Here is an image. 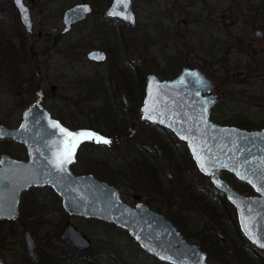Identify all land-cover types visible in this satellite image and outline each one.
<instances>
[{"label": "rangeland", "instance_id": "obj_1", "mask_svg": "<svg viewBox=\"0 0 264 264\" xmlns=\"http://www.w3.org/2000/svg\"><path fill=\"white\" fill-rule=\"evenodd\" d=\"M26 2L32 11L33 35L19 24L9 1L0 0V124L18 127L24 110L37 101L50 109L55 117H63L73 132L92 128V132L110 138L121 132L126 136L129 128L135 129L137 137L133 140L117 137L116 144L111 139L110 144L89 140L78 154L81 168L104 181L115 182L118 176L126 178L130 173L135 185H143L142 188H123L127 198L149 194L148 190L152 191L161 178L167 180L172 167L167 160L161 163L152 158L148 160L149 170L144 166L146 156L138 154V142L152 144L155 136L140 118L144 93H140L135 82L131 84L134 89L129 90V83L118 75L119 68L130 70L135 64L141 65L146 83L150 73L168 79L179 74L183 67H199L224 95L215 108L214 121L232 125L242 123L250 125L249 129L264 127V36H256L257 30L264 33V0H136L137 24L134 27L121 25V22H105L104 12L112 0ZM80 2H89L95 12L69 33L60 35L63 13ZM54 44L64 48L65 53L57 52ZM95 47L111 50L110 61L102 66L71 67L77 63V58L83 59V51ZM222 53L227 55L225 64L220 61ZM204 66L209 67L207 71ZM123 93L130 103L128 109L122 99ZM107 125L113 130L110 131ZM92 141L100 145L94 148ZM3 153L22 159L27 155L16 141L12 143L10 139L0 138V158ZM204 181V178H196L195 192L202 190L198 187ZM235 186L241 188L240 184ZM182 194V202L189 203L184 186ZM36 202L47 208L61 206L59 198L47 188L23 192L19 207L24 220ZM192 205L193 212L198 213V207ZM63 215L48 214L44 218L50 221L29 229L19 222L11 227L0 224V256L4 263L25 264L24 256H28V252L23 238L25 231L33 228L37 230L35 233L38 232L33 235L39 254L48 252L61 258L66 255L79 259L81 256L58 235ZM71 220L91 239V254L97 263L124 264L125 257L134 253V247L124 238L126 233L117 231L114 225L93 218L74 217ZM201 220L200 223H210L205 218ZM227 228L230 230L225 249L235 243L231 239L235 231L230 226ZM110 236L119 239L113 237L111 242ZM216 249H212L210 264H240L223 262ZM225 249L221 248V252ZM112 254L124 263L104 257ZM257 264H264V261Z\"/></svg>", "mask_w": 264, "mask_h": 264}, {"label": "water", "instance_id": "obj_2", "mask_svg": "<svg viewBox=\"0 0 264 264\" xmlns=\"http://www.w3.org/2000/svg\"><path fill=\"white\" fill-rule=\"evenodd\" d=\"M12 1L19 10L25 30L33 32L29 5L25 0H20L19 4L17 0ZM135 1L112 0L105 15L134 26L137 23ZM92 11L89 2L76 3L67 8L63 14V33L70 31L74 24L88 17ZM257 36L262 37V31H257ZM100 56L103 58H94ZM88 58L104 62L107 53L94 49L88 53ZM192 73L198 75L193 77ZM212 88V80L199 67H183L179 74L168 79L150 73L141 116L172 130L187 142L199 169L211 176L215 186L225 192L237 207L244 232L264 249V127L246 129L213 121L210 109L217 102L219 94L210 93ZM149 116L152 118L149 119ZM54 122L63 127L47 107L33 103L24 110L18 127L0 124V138L23 143L29 154L28 161L7 154L1 157L0 219L9 220L18 216L23 190L31 186L50 185L61 195L63 206L69 213L116 223L127 229L144 249L169 264H209L201 246L188 243L163 214L156 213L143 203L130 206L113 184L92 174L75 175L69 169L70 163L65 165V171H58L52 161L61 135L51 127ZM200 158L203 159L204 168L201 167ZM244 161L248 163L243 164ZM222 170L231 171L239 179L250 183L262 197H247L239 193L222 177ZM237 172L247 179H242ZM63 239L78 250L91 247L90 239L71 222L64 226ZM25 242L33 261H38L36 242L30 232L26 233ZM0 264H4L1 257Z\"/></svg>", "mask_w": 264, "mask_h": 264}, {"label": "flooded vegetation", "instance_id": "obj_3", "mask_svg": "<svg viewBox=\"0 0 264 264\" xmlns=\"http://www.w3.org/2000/svg\"><path fill=\"white\" fill-rule=\"evenodd\" d=\"M9 3L11 4V7L16 11L19 24L22 25L21 20H20V15H19V10L16 8L14 2L12 0H8ZM26 2V0H25ZM27 3V2H26ZM28 4V3H27ZM29 5V4H28ZM92 5V4H91ZM30 7V6H29ZM93 7V6H92ZM31 9V7H30ZM89 15L91 16L95 11ZM32 14V11H31ZM64 14V13H63ZM88 16V17H89ZM88 17L85 19L77 22L74 24L71 28V30L80 22L85 21ZM104 20L105 22H121L117 19H113L111 17H108L105 15L104 12ZM62 23H63V17H62ZM123 25H126L128 27H134V26H129L123 22H121ZM137 24V23H136ZM23 26V25H22ZM24 28V26H23ZM65 28V24L63 23V28L61 30L60 35H65L69 33L70 31L63 33V30ZM25 29V28H24ZM26 31V30H25ZM259 31V30H257ZM257 31H256V36H257ZM262 31V30H260ZM27 32V31H26ZM30 35L34 34V21H33V32H27ZM263 33V31H262ZM264 36V33H263ZM262 36V37H263ZM258 38H262L257 36ZM59 40V38L56 37V40ZM54 49H57V52H61L62 54L65 53L64 48H57V45L54 44ZM94 49H101L104 50L107 53V60L104 62H95L92 61L88 58V53ZM77 52H79L78 49H76ZM111 51V50H110ZM110 51L101 48V47H95L92 48L88 51H83L81 56H83V59H78L77 58V63L71 65V67H76V66H84L85 64L91 65V66H102L105 65L106 62L110 61L111 59V54ZM22 54V53H21ZM86 57V58H85ZM85 58V59H84ZM205 72V71H204ZM207 75V74H206ZM208 76V75H207ZM209 77V76H208ZM210 78V77H209ZM211 79V78H210ZM212 80V79H211ZM213 82V88L210 90V93H215L219 94L217 102L211 107L210 109V118L213 120L214 117V111L215 108L220 104L222 97L224 95L222 94L221 90L219 89L218 85L212 80ZM147 83V82H146ZM146 83H145V92H144V97L146 94ZM203 95H205L204 92H202ZM122 99L127 106V109L130 108V103L128 100V97L126 93H123ZM144 101V98H143ZM34 103H39V102H34ZM40 104V103H39ZM143 105V102H142ZM140 106V109L142 107ZM50 111V109H48ZM52 116L60 121V123L63 125L64 128L69 130V127L67 124L64 122L63 117H55L54 113L50 111ZM23 117V115H22ZM140 118L145 122L146 128L149 129L151 128L152 131H150V134L155 136L152 144H143L141 141L138 142V148H139V153H144L145 154V167L147 170H149V158L154 159V161L158 162L160 161L165 162L166 160L171 162V167H172V172H170L167 175V180H164L161 178V181L151 189H149V194H135L133 196H130L127 198V191L126 193L124 192L123 188L129 189L130 187L137 188L141 187L142 184H137L135 185L131 181V175L130 173L126 178H121V176H118L116 178V181L114 182H109L113 184L118 190L121 195V198L130 206L136 207L139 203L146 204L149 206L153 211L159 214H163L173 225L177 227V229L181 232L183 237L186 239L188 243L191 244H198L201 246V248L206 252L207 254V260L209 262L210 259L213 258V253L212 249L217 247L216 253L220 255V258L223 262L227 263H232V262H239L240 264H257L261 263L264 261V249L260 248L257 244H255L244 232L243 227L240 223V216H239V211L237 207L229 200L227 197L226 193L221 191L219 188L215 186V184L212 182L211 176L204 174L199 167L197 166L190 149L188 147V144L186 141L182 140L179 138L172 130L165 128L155 122H152L148 119H144L141 116L140 112ZM214 121V120H213ZM216 122V121H215ZM21 123V122H20ZM226 125H232V124H226ZM238 126V125H236ZM154 128V129H152ZM82 130H90L92 131V128H84ZM98 131V130H96ZM157 133H154V132ZM103 133V132H101ZM99 132V134H101ZM104 134V133H103ZM137 132L133 128H129L128 133L126 136L124 135L123 132H121L120 135L112 136L110 135V138L107 137L109 135H105L108 139H111L113 144H116L117 137H124L128 138L127 140H133L135 137H137ZM150 135V136H151ZM161 136V137H159ZM166 136L168 138H166ZM152 137V136H151ZM115 138V140H114ZM141 139V137H139ZM12 141V143H15V141L18 143L19 146L22 147L25 153L27 155L25 156V159L20 158V156H13L12 154H7L15 159L18 160H23V161H28L29 159V154H28V149L27 147L21 143L18 142L15 139L7 138ZM5 140V139H2ZM93 142V141H92ZM90 143L89 140H85L79 144V146L76 148L75 151V156L73 158V161L69 164V169L74 173L75 175H86V174H92L94 177L97 179L103 180L99 177H97L93 172H87L84 169H82V165L79 161V152L81 147L84 144ZM94 143V142H93ZM95 144V143H94ZM100 145V144H99ZM95 144L94 148L96 146H99ZM131 151L134 149L131 148ZM129 150V151H130ZM136 152V153H137ZM161 152V153H160ZM6 154L3 153L1 157ZM129 154V153H128ZM140 155V154H139ZM130 156V154H129ZM143 156V155H142ZM1 160V158H0ZM81 165V166H80ZM76 168H79V171L76 170ZM194 174L199 175V179L204 178L206 182L203 184L199 185V189H202L200 191H194V186L195 188L197 187L195 182H196V177ZM221 175L224 179H226L231 185L241 194L247 196V197H262V194L259 192H256L253 186L244 181L239 179L233 172L228 171V170H222ZM156 179V178H155ZM157 180V179H156ZM155 180V181H156ZM191 180V181H190ZM124 183H121L123 182ZM235 181V182H234ZM153 183H155L153 181ZM125 184V185H124ZM236 185L240 184L241 188H237ZM182 186H184L185 190L187 187H191L189 190L186 191V201L189 203H183L182 196ZM49 189L52 192V195L55 194L57 198L61 201V206L57 208H47L44 205H41V202H36L35 205L30 209V211L26 214L27 216L25 217L26 220L23 219L22 212L20 210V207L18 206V216L13 219L9 220H3L0 219V224H7V225H13L15 222H19V224L24 227L25 229H29V227L37 225L38 223H45L50 221V219L44 218L48 214H64L61 221H60V226H61V233L60 231L58 232V235L60 239H63V230L64 226L68 223L71 222L73 223L81 232H83L86 236L87 234L82 231L78 225H76L71 219L74 217L78 218H93L98 221H104L106 223L112 224L116 227L117 231L125 232L126 234L124 235V238L132 245V248L134 247V253H132L129 257H125V263L121 262L119 260L120 257L116 255H107L104 256L107 259H113L118 261L119 263H124L128 264L129 262H133L134 264H169L163 260H161L159 257L156 255L150 253L148 250L144 249L141 244L135 239V237L130 234V232L123 228L118 226L114 222H109L107 220H103L100 218L96 217H86L83 215L79 214H71L69 213L63 206V199L61 195L50 185H45V186H31L29 189L23 190L21 192V195L23 192L30 191L31 189ZM197 188V190H198ZM151 192V193H150ZM20 195V199H21ZM196 205L198 207V213L193 212L194 206ZM19 205H20V200H19ZM192 205V206H191ZM207 219L210 223H200L202 220L201 219ZM10 226V227H11ZM227 226L232 227L233 231H235L233 235V239L235 241L234 244H229L230 246L225 249L226 245L225 242L228 239L227 232L228 229ZM34 231V232H33ZM37 231L35 228H33L32 231L26 230L24 234V245L25 249L28 252V256L25 255V264H99L95 261V257L92 258V254H88L89 252L91 253L92 250V241H91V247L88 250H78L72 243L66 242L71 246V250L78 256H81L79 259L78 258H69L64 255L62 258L57 257L53 255L52 253L45 252L44 255L41 253L39 254L37 249H38V243L34 235ZM215 231V232H214ZM27 232H30L32 237L34 238L36 242V253L38 254V261H33L32 257L29 254V251L26 246L25 242V235ZM60 233V234H59ZM221 233V235L219 234ZM34 234V235H33ZM113 237L116 239L119 237L115 236H110L109 240L112 242ZM195 240L196 242L199 241V243L193 242ZM220 243V244H219ZM112 244V243H111ZM237 244V245H236ZM234 245L237 246L236 252L233 251ZM221 248L225 249L224 251L221 252ZM68 254H70L69 251H67ZM1 257V256H0ZM29 257V258H28ZM2 259V257H1ZM30 259V260H29ZM3 261V259H2ZM31 261V262H30ZM4 263V261H3ZM5 264V263H4ZM210 264V262H209Z\"/></svg>", "mask_w": 264, "mask_h": 264}, {"label": "snow or ice", "instance_id": "obj_4", "mask_svg": "<svg viewBox=\"0 0 264 264\" xmlns=\"http://www.w3.org/2000/svg\"><path fill=\"white\" fill-rule=\"evenodd\" d=\"M126 2V0H125ZM17 3H20V0H17ZM22 7V5H21ZM86 10V9H85ZM27 18V17H25ZM94 58H100L103 57H94ZM193 77H196L198 74L192 73ZM200 83H203V81H199ZM183 83V81H181ZM206 111V109H205ZM149 119L152 117L149 116ZM51 127L54 129H57L61 135L60 144L58 146V150L54 154V160L52 161L54 167L60 171H65V165L69 164L73 161V158L75 156L76 148L79 146V144L85 140H93L96 143H102V144H110L111 141L103 136H100L90 130H82L79 132H73L70 131L64 127H62L59 123H52ZM201 159V167L204 168V162L203 159ZM243 164L248 163V161L242 162ZM238 175L241 176L242 179H247V177L243 176L241 173L237 172ZM251 182V181H249Z\"/></svg>", "mask_w": 264, "mask_h": 264}, {"label": "trees", "instance_id": "obj_5", "mask_svg": "<svg viewBox=\"0 0 264 264\" xmlns=\"http://www.w3.org/2000/svg\"><path fill=\"white\" fill-rule=\"evenodd\" d=\"M118 23H120V22H118ZM121 25H123L122 23H121ZM222 55H223V57L220 59V61H221V63H227V60H226V57H227V55H225L224 53H222ZM205 67V66H204ZM209 67L207 66V67H205V70L207 71V69H208ZM119 70H121V71H119V73H118V75L119 76H121V77H123L124 78V80H126V82H128L129 83V85H128V89L130 90V89H134V87H132V83L133 82H135L136 84H138L137 86H138V88L140 89V93L142 92V93H144L145 92V77H144V73H143V70H142V68H141V65H138V64H135V66L132 68V69H130V70H127V69H121V68H119ZM203 70V69H202ZM204 71V70H203ZM206 73V72H205ZM207 74V73H206ZM166 75V74H165ZM131 79L133 80V81H131ZM132 91V90H131ZM219 123V122H218ZM236 125H238L239 127H242V128H246V129H249V128H251V126L250 125H247V126H245L244 124H242V123H239V124H236ZM108 126V128H109V130L110 131H112L113 130V127H111V125H107ZM194 176L196 177V178H200L199 177V175L198 174H194ZM191 187L189 186V187H187L186 188V191L187 190H189ZM220 244V243H219ZM217 250V249H216ZM88 254H91L90 252L88 253Z\"/></svg>", "mask_w": 264, "mask_h": 264}]
</instances>
